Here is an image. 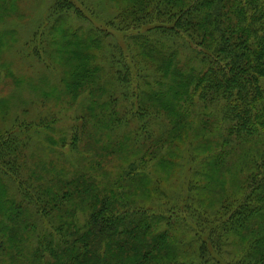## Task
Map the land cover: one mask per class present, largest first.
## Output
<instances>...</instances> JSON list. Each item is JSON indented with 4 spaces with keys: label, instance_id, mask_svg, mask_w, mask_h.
Here are the masks:
<instances>
[{
    "label": "trees",
    "instance_id": "16d2710c",
    "mask_svg": "<svg viewBox=\"0 0 264 264\" xmlns=\"http://www.w3.org/2000/svg\"><path fill=\"white\" fill-rule=\"evenodd\" d=\"M133 1L142 6H154L158 19H150L155 22L150 28L152 34L172 41L174 47L186 53L184 58L188 61L181 62L176 50L173 57L159 47L146 48L166 81L151 97L161 102L159 105L166 108L171 120L170 129L159 138L140 132L148 146L155 142L147 147L149 159L174 168L183 158L179 144L191 124L184 115L181 100L188 104L196 100L204 107L209 104L216 107L220 120L228 124L229 137H223V144H229L231 136L240 146L251 138L260 142V134L264 139V109L261 107L264 93L260 83L264 78V0ZM3 4L5 1L0 8ZM64 36L67 37L66 53L75 55L71 56L72 62L81 65L79 70L74 68L68 73L64 89L70 94L88 90L96 124L111 133L117 126L113 121L116 89L104 69L96 64L95 52H92L95 41L90 37L74 38L66 32ZM117 80L126 85L130 78L128 74L119 73ZM131 138L134 144L138 143L136 134ZM72 140V143L78 140L76 135ZM0 145V172L11 171L7 177L15 180L20 197L25 199L27 207L33 208L30 212L10 198L0 182L1 252L9 250L4 246V238H7L23 261L30 263L32 258L31 264H264V158L261 159V151L248 161L249 168L241 183L243 189L237 197H225L229 195L227 191L217 192L216 182L205 186L201 181L209 199L215 194L225 197L217 210L208 213L204 207L192 203L187 194L184 198H174L164 212L146 215L144 211L123 208L117 190L125 184L129 186L130 173H125L128 182L122 176L110 190L99 187L86 172L73 180L60 179L58 184L42 173L37 175L38 188L33 185L30 189V185L23 190L17 171L15 173V168L20 166L17 159L11 160L21 144L16 139H5ZM163 145L167 149L161 154ZM215 156H210L211 167L222 163ZM198 157L191 154L190 162ZM188 160L184 156L182 169ZM143 181V189L150 191L148 181ZM194 187L197 190L198 184ZM77 208L83 216L81 221L75 215ZM41 218L50 227L39 232L35 220L42 222ZM170 229L175 233L183 229L181 241L192 245L194 250L180 248L182 244L178 245V238L169 234ZM234 239L241 244V256L226 259L229 258L227 248L235 244ZM187 252L193 255L185 254ZM0 264L6 261L0 259Z\"/></svg>",
    "mask_w": 264,
    "mask_h": 264
},
{
    "label": "rangeland",
    "instance_id": "374dc122",
    "mask_svg": "<svg viewBox=\"0 0 264 264\" xmlns=\"http://www.w3.org/2000/svg\"><path fill=\"white\" fill-rule=\"evenodd\" d=\"M2 1L5 4L0 8V142L16 139L21 144L11 160L18 161L20 168L17 166L15 173L23 190L30 185V189L33 185L37 187L40 181L37 175L42 173L58 184L60 179L73 180L86 172L99 187L108 190L123 176L125 182L131 180L129 186L122 184L117 190L123 208L144 211L146 215L164 212L174 198H184L187 194L192 203L210 213L217 210L225 197H237L242 192L248 161L260 151L261 159L264 158L263 136H258L260 142L251 138L241 146L231 136L230 143L223 144V137L229 135L228 124L220 120L212 104L204 107L196 100L189 104L181 100L184 115L191 124L179 144L183 158H189L183 169V158L173 168L154 163L147 155V147L155 142L148 146L140 132L159 138L170 129L171 120L160 101L151 97L166 81L146 48L156 46L173 57L176 50L177 58L188 62L184 58L186 53L174 47L172 41L152 34L150 28L155 22L150 19H158L153 5L142 6L133 0H0V7ZM64 32L74 38L95 41L92 52L96 64L104 69L116 89L113 121L117 126L111 133L96 124L88 90L70 94L64 89L68 73L81 68L72 62L75 55L66 53ZM119 73L129 75L126 85L117 80ZM260 83L264 93V78ZM261 107L264 109V102ZM134 134L139 138L137 144L131 140ZM74 135L78 140L72 143ZM166 149L163 145L160 153L164 154ZM191 154L199 157L190 162ZM211 155L222 161L218 167L209 165ZM169 157L174 158L170 154ZM6 170H3L5 174L0 172V182L7 195L32 212L33 208L27 207L16 190L15 180L7 177L11 171ZM125 173H130L129 178ZM142 179L148 181L150 191L143 189ZM201 181L205 186L216 182L217 192L227 191L229 195L220 198L215 194L209 199ZM75 211L81 221L79 208ZM41 220H35L39 232L50 227L45 219ZM183 231L175 233L170 229L169 234L178 238L180 248L194 250L192 245L181 241ZM4 239L9 250H0V259L6 264L33 263L32 258L30 263L23 261L11 241ZM234 242L227 248L226 259L241 256V244L237 239ZM185 254L193 255V252Z\"/></svg>",
    "mask_w": 264,
    "mask_h": 264
}]
</instances>
